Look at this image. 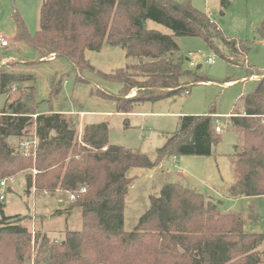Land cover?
<instances>
[{"label":"trees","instance_id":"trees-1","mask_svg":"<svg viewBox=\"0 0 264 264\" xmlns=\"http://www.w3.org/2000/svg\"><path fill=\"white\" fill-rule=\"evenodd\" d=\"M14 20L17 41L37 52L39 61L69 60L79 81H85V70H94L87 51L121 46L129 63L102 74L122 85L120 93L97 94L114 100L122 114L144 103L176 98L191 85L206 82L185 67L177 37L201 38L233 64L221 48L245 58L251 49L248 41L227 39L216 21L190 0H44L35 35L18 13ZM149 21L172 34L149 29ZM259 31L264 36V23ZM36 63L28 62L30 67ZM248 72L259 77L258 84L242 98V112L230 117L231 128L243 144L231 156L232 198L264 196V74L251 66ZM35 79L30 72L0 67V96ZM62 82L61 78L58 84L52 83V94L61 92ZM215 116L212 110L182 117L178 130L151 157L111 145L106 123L88 125L78 137L77 119L65 124L61 115L39 114L34 88L29 94L21 92L0 112V181L26 173L27 193L35 189L74 195L69 210L80 211L82 225L66 231L57 242L40 230L32 233L23 224L27 217L6 216L5 200L0 199V264H30L33 259L37 264H264V250H260L264 234L245 233L240 214L213 220L217 205L176 183L165 184L158 195L151 196L134 229H124L126 199L135 182L129 171L155 169L172 157L212 156L220 140ZM35 136L36 150L21 152L20 143Z\"/></svg>","mask_w":264,"mask_h":264},{"label":"rangeland","instance_id":"rangeland-1","mask_svg":"<svg viewBox=\"0 0 264 264\" xmlns=\"http://www.w3.org/2000/svg\"><path fill=\"white\" fill-rule=\"evenodd\" d=\"M43 1L0 0V34L10 41L9 47L0 48V67L36 76L34 82L24 83L12 93L1 95L0 112L21 92L29 94L33 87L39 114L61 115L65 124L69 119H77L78 137L86 126L106 123L111 145L154 157L169 135L178 130L182 117L207 115L213 110L216 126H223L224 130L218 133L220 140L212 156L172 157L155 169L129 171L135 182L126 199L124 229H134L149 208L151 196L158 195L165 184L176 183L211 197L217 205L213 220H225L231 213L240 214L245 233L264 234V196L232 198L228 190L235 179L231 156L237 153V146L243 149L237 132L231 128L229 116L232 112L242 111V98L258 84L257 78L250 77L248 66L254 67L256 73L264 74V36L259 31L264 23V0H190L197 10L216 21L227 39L248 41L251 49L247 59L243 54L229 55L221 48L233 64L214 53L201 38L177 37L175 40L186 58L185 67L204 77L206 82L191 85L187 92L176 98L138 105L129 114L117 113L114 100L97 94L119 95L122 85L104 79L102 74L113 73L129 63L121 46L104 45L100 52L87 51L86 58L94 70H85L82 73L85 81H79L69 60L52 57L39 61L37 52L27 43L16 40L14 14L18 13L29 33L35 35L40 29ZM173 1L183 3L187 0ZM147 27L172 34L168 28L152 21ZM190 53H193L192 57ZM209 58H214L215 63H209ZM30 59L38 63L30 67ZM61 78V92L52 94V83L58 84ZM25 175L22 173L13 178L14 182L7 188L0 186V195H5L6 216L27 217L23 224L32 233L40 230L57 242L65 237L66 231L81 228L80 211L70 212L68 194L60 191L46 194L35 189L27 193ZM260 250H264V246Z\"/></svg>","mask_w":264,"mask_h":264},{"label":"built area","instance_id":"built-area-1","mask_svg":"<svg viewBox=\"0 0 264 264\" xmlns=\"http://www.w3.org/2000/svg\"><path fill=\"white\" fill-rule=\"evenodd\" d=\"M9 46H10V41L6 37H4L3 35L0 34V48H7ZM192 56H193V53H190V57H192ZM208 62L213 64V63H215V59L209 58ZM191 65L194 66V63L191 62ZM223 130H224L223 126H216V132L217 133L220 134L223 132ZM37 146H38V140L35 136L33 139L22 141L20 143L19 150L21 152L29 154L30 151H33V150L35 151ZM13 182H14L13 178H6V179H3L2 181H0V186L2 188H7ZM82 191L85 192V189H83ZM69 198H70V202H73L75 200L74 195H69ZM0 199L5 200V195L1 194ZM30 264H37V263L33 259Z\"/></svg>","mask_w":264,"mask_h":264},{"label":"crops","instance_id":"crops-1","mask_svg":"<svg viewBox=\"0 0 264 264\" xmlns=\"http://www.w3.org/2000/svg\"><path fill=\"white\" fill-rule=\"evenodd\" d=\"M251 78H252V79H254V78H257V79H258L259 77L256 76V75H254V76H252ZM241 112H242V111H241ZM241 112H236V111H235V112H232V113L230 114L229 118H230L233 114L241 113ZM117 113H118V112H117ZM119 114H122V113H119ZM80 121H81V127H83V126H82V125H83V124H82V123H83V122H82L83 120L80 119ZM157 170H160V169H157ZM230 187H231V186H230ZM228 190H230V188H229ZM66 194H68V193H66ZM68 195H69V194H68ZM206 198H207V200H211V201H212L211 197H207V196H206ZM225 215H227V214H222L221 216H225Z\"/></svg>","mask_w":264,"mask_h":264},{"label":"water","instance_id":"water-1","mask_svg":"<svg viewBox=\"0 0 264 264\" xmlns=\"http://www.w3.org/2000/svg\"><path fill=\"white\" fill-rule=\"evenodd\" d=\"M239 150V152H240V149H238Z\"/></svg>","mask_w":264,"mask_h":264}]
</instances>
